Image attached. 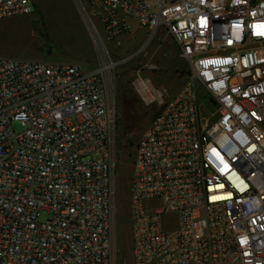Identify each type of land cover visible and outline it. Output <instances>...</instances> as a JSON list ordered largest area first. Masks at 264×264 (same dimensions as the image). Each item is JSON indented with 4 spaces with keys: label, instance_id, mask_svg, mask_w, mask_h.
Listing matches in <instances>:
<instances>
[{
    "label": "built area",
    "instance_id": "2783aa9c",
    "mask_svg": "<svg viewBox=\"0 0 264 264\" xmlns=\"http://www.w3.org/2000/svg\"><path fill=\"white\" fill-rule=\"evenodd\" d=\"M80 1L108 38L163 30L189 69L167 100L134 84L158 108L135 146L132 263L264 264V0ZM32 12L0 0V21ZM112 66L0 59V264H115Z\"/></svg>",
    "mask_w": 264,
    "mask_h": 264
},
{
    "label": "rangeland",
    "instance_id": "374dc122",
    "mask_svg": "<svg viewBox=\"0 0 264 264\" xmlns=\"http://www.w3.org/2000/svg\"><path fill=\"white\" fill-rule=\"evenodd\" d=\"M30 1L31 15L0 21V59L77 65L85 72L94 70L103 60L113 65L109 91L115 107V264H133L129 185L135 146L158 108L143 102L134 84L138 78L147 79L165 90L167 100L187 83V63L163 30L150 36L132 23V34L108 38L90 7L80 0ZM199 97L208 107L202 91Z\"/></svg>",
    "mask_w": 264,
    "mask_h": 264
},
{
    "label": "crops",
    "instance_id": "0c3cea01",
    "mask_svg": "<svg viewBox=\"0 0 264 264\" xmlns=\"http://www.w3.org/2000/svg\"><path fill=\"white\" fill-rule=\"evenodd\" d=\"M137 30H141V29H138V28H137Z\"/></svg>",
    "mask_w": 264,
    "mask_h": 264
}]
</instances>
